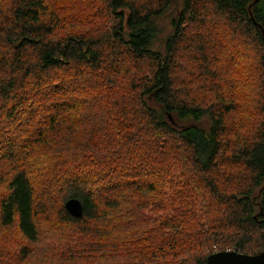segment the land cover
I'll return each mask as SVG.
<instances>
[{
    "label": "trees",
    "instance_id": "obj_1",
    "mask_svg": "<svg viewBox=\"0 0 264 264\" xmlns=\"http://www.w3.org/2000/svg\"><path fill=\"white\" fill-rule=\"evenodd\" d=\"M216 36L258 63L242 91ZM182 49L207 87L180 77ZM263 248L264 0H0V264Z\"/></svg>",
    "mask_w": 264,
    "mask_h": 264
},
{
    "label": "rangeland",
    "instance_id": "obj_2",
    "mask_svg": "<svg viewBox=\"0 0 264 264\" xmlns=\"http://www.w3.org/2000/svg\"><path fill=\"white\" fill-rule=\"evenodd\" d=\"M175 7L176 6H174L173 8ZM178 11H176V14L178 13ZM157 28L159 31L158 39H162L166 35H169L171 33L170 19L164 16L160 18V20L157 21ZM236 40H237V44L234 46V48L230 49L229 44L227 43V39L225 37L219 38L216 36L217 44L219 46L222 45L223 49L228 51L225 61L219 67L220 69L228 67L227 69L222 70L223 73L226 72L230 67V70L227 76H224V79L226 82L230 84V88L233 87V83L235 82L238 85V89L236 91H242L241 88L243 87L244 84L248 82H253V78L257 74L256 71H257V68L259 67H258L257 61L253 60L251 56V51L247 52L250 49V47L239 48V45H243V44L239 39H236ZM181 52H182L183 57L180 60L181 65L178 68V70L180 71V77L185 80H187V77H188L189 83L192 82L190 85L193 86V89H196L198 87L200 88L207 87V84L203 85L202 82L204 81L205 78L207 82H210V80H208V78L205 75H201L202 73L198 70L199 66H197L196 63L192 62L190 59V54H189L190 52H186L185 49H182ZM206 68H210V66H207L204 69ZM112 79L114 80L113 82H116L117 76L113 74ZM77 80L80 81L82 79L80 78ZM84 81H82L84 82L83 84H81V81L78 83L79 87L82 86L85 88L84 90L88 89L91 86L96 88L97 84H99L100 82V81L97 82L95 78L88 79V77L84 79ZM88 81H91V83H88V85L86 86V83ZM237 96H241V93L239 92ZM251 104L252 103L245 106L249 116L251 115ZM239 108L240 107H238V111H239ZM239 116H242L245 122L247 121L246 111L242 112V114L239 113ZM60 228L63 231L69 230L70 233L73 231V229H67L63 227H60ZM44 262L48 264H56L54 262H49V261H44Z\"/></svg>",
    "mask_w": 264,
    "mask_h": 264
},
{
    "label": "water",
    "instance_id": "obj_3",
    "mask_svg": "<svg viewBox=\"0 0 264 264\" xmlns=\"http://www.w3.org/2000/svg\"><path fill=\"white\" fill-rule=\"evenodd\" d=\"M64 207L73 217H80L82 214V206L75 199L66 201ZM206 264H264V248L255 255H243L234 251L214 253L206 258Z\"/></svg>",
    "mask_w": 264,
    "mask_h": 264
}]
</instances>
